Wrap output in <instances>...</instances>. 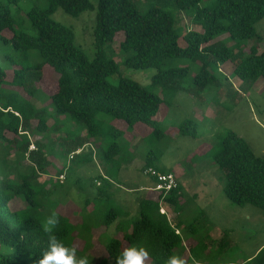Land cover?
I'll return each instance as SVG.
<instances>
[{
  "label": "rangeland",
  "instance_id": "1",
  "mask_svg": "<svg viewBox=\"0 0 264 264\" xmlns=\"http://www.w3.org/2000/svg\"><path fill=\"white\" fill-rule=\"evenodd\" d=\"M215 1L203 0L186 13L189 17L179 12L173 0H135L134 4L142 13L153 8L170 12L177 19V30L183 33L190 28L200 31L196 12ZM90 2L93 9L77 17L58 9L53 18L74 31L76 46L92 60L96 56L94 27L99 0ZM49 4L50 0L9 3L16 31L36 36L28 13L34 8L45 10ZM255 27L261 40H248L244 46L258 45V51L263 52L264 18ZM123 39L124 34L119 33L103 47L106 56L120 65L119 73L107 80L117 85L120 77L127 78L156 93L163 100L156 119L164 134H154L151 127L141 124L131 129L122 121H112L99 113L97 120L103 123L98 136L91 137L84 125L71 115L55 112L50 96L58 87L59 75L51 68L45 67L40 82L32 85V99L27 93L30 86L22 90L20 80L14 83L9 72L6 80L9 82L0 83V92L13 99L18 97L19 103L13 101L14 108L26 113L32 111L33 117L27 132L17 135L7 132L0 140L3 190L15 194L5 187L9 182L17 187L21 171L30 174L33 168L40 175L41 185H33L39 192L36 198L42 203L38 215L42 223L52 212L72 215L70 222L79 225L78 233L74 231L75 237L79 235L74 243L77 256L88 255L94 264H109L111 258L103 254L105 246L112 239L130 233L133 224L141 218L139 205L150 191L140 187H152L151 179L144 174V167L149 163L151 167L174 172L182 184L184 249L180 253L183 257H195L201 264H245L264 248V216L260 208L250 204L239 206L227 198L221 179L223 173L216 166L214 156L221 148L223 137L232 131L248 143L256 156L264 158V80L242 81L229 70L231 63H228L220 65L214 85L200 88L194 83L200 63L169 59L162 68L189 67L188 76L181 81L183 89L172 92L166 86L154 88L152 82L157 68L127 66L126 56L120 51ZM227 39L228 34H220L214 41ZM179 44L184 47L183 37ZM39 61L37 51L26 55L15 50L11 42L0 41V66L4 69L13 71V67L18 69ZM188 121L196 137L180 133L181 126ZM115 143L119 153L108 158L106 155ZM61 174L65 176L63 182L58 180ZM13 198V210L22 211L31 206L23 193ZM161 207L166 210L168 221L175 224L177 214L164 204ZM113 213L117 215L116 220L111 216ZM149 213L157 219L156 212ZM67 215L64 216L69 218ZM188 227H194L195 233H189ZM204 244L207 250L203 249ZM14 252L13 247L0 244V254ZM19 264L33 263L28 258Z\"/></svg>",
  "mask_w": 264,
  "mask_h": 264
},
{
  "label": "trees",
  "instance_id": "2",
  "mask_svg": "<svg viewBox=\"0 0 264 264\" xmlns=\"http://www.w3.org/2000/svg\"><path fill=\"white\" fill-rule=\"evenodd\" d=\"M17 1L7 0V3ZM134 1L99 0L94 27L96 56L89 60L76 46L74 31L54 20L53 15L62 9L77 17L93 9L90 0H50L47 9H32L28 19L37 32L36 36L16 31L15 18L8 4L0 0V41L11 42L15 50L26 55L37 51L41 58V61L22 68L13 67V71L0 66V83L9 82L6 80L11 72V80L14 83L20 80L22 90L26 91L25 86H30L27 93L32 99V85L40 82L45 67L51 68L59 75L58 87L50 96L55 112L71 115L84 125L89 136L96 137L103 123L97 120L99 113L109 116L112 121H122L131 129L141 124L151 127L154 134H164L156 119L163 100L156 93L127 78L120 77L117 85L107 80V77L119 73L120 65L106 56L103 47L113 42L119 33L124 34L120 51L126 56L124 63L127 66L134 69L157 68L152 82L154 88L166 86L172 92L183 89L181 81L188 76L189 67L162 68L169 59H188L200 63L201 68L194 77V83L200 88L214 85L220 65L228 63H231L229 70L242 81L264 80V51L259 52L258 45L250 48L244 46L248 40H261L255 26L264 18V0H216L210 7L197 10L195 19L200 31L190 28L183 33L177 30V19L170 12L153 8L142 13ZM173 1L179 12L189 17L186 13L197 8L203 0ZM220 34H228V39L214 41ZM182 37L184 47L179 44ZM230 42L232 46L228 45ZM13 101L19 103L18 97L13 99L0 92V140L7 132L14 135L27 132L25 130L33 117L32 111L26 113L14 108ZM191 124L190 121L183 124L180 133L196 137V133L190 130ZM30 146L31 143L27 148ZM118 149V144H113L106 156L117 155ZM214 162L223 173L221 179L227 198L239 206L250 204L260 208L264 216V158L256 156L243 138L230 131L223 137ZM155 169L175 175L169 170ZM21 172V184L18 182L14 187L9 182L5 187L14 190L15 194L5 193L0 183V244L15 249L11 254H0V264H19L28 258L36 264L47 248V237L41 230L42 221L38 216L42 203L36 198L39 192L33 185H41L38 181L40 175L33 168L30 174H23L25 170ZM20 193L25 195L31 206L16 211L11 208V202ZM151 193L140 202L141 218L133 224L132 231L120 239H112L105 246L104 256L112 258L118 250L142 243L152 254L148 264H159L157 257L171 253L191 264L192 258L187 259L180 253L184 249L181 230L184 210L182 184L178 182L177 189L165 197L160 193L155 196ZM161 204L177 214L175 224L160 213ZM149 211L156 212L157 219L151 217ZM57 215L60 220L56 230L58 238L67 246L74 247L75 239L79 237H75L74 231L79 225L70 222L72 215ZM111 216L117 219L116 214ZM193 228L188 227L187 231L195 233ZM202 247L207 250L206 244ZM245 264H264V248Z\"/></svg>",
  "mask_w": 264,
  "mask_h": 264
},
{
  "label": "clouds",
  "instance_id": "3",
  "mask_svg": "<svg viewBox=\"0 0 264 264\" xmlns=\"http://www.w3.org/2000/svg\"><path fill=\"white\" fill-rule=\"evenodd\" d=\"M150 179L154 180V188L156 180ZM153 188L151 189L152 191H154ZM59 223V216L57 213L52 212L41 224V230L47 237V248L43 251L42 257L36 261V264H92L93 259H90L88 255L77 256V249L75 247L67 246L62 239L58 238L56 230ZM151 259L152 254L142 243H134L123 248V250H118L116 255L109 261V264H113V261L114 264H148ZM157 260L159 264H188L186 259L175 253L157 257ZM191 264H200V261L193 257Z\"/></svg>",
  "mask_w": 264,
  "mask_h": 264
},
{
  "label": "built area",
  "instance_id": "4",
  "mask_svg": "<svg viewBox=\"0 0 264 264\" xmlns=\"http://www.w3.org/2000/svg\"><path fill=\"white\" fill-rule=\"evenodd\" d=\"M144 174L150 178H153L156 180V184L153 188L154 191L160 193L163 195V197L169 195L171 191L177 189L178 187V181L174 174L172 173H161L154 169L153 167H148L144 170ZM58 180L60 182H63L65 180L64 175H60L58 177ZM162 214H167L165 209L160 210ZM179 234V231H177Z\"/></svg>",
  "mask_w": 264,
  "mask_h": 264
},
{
  "label": "crops",
  "instance_id": "5",
  "mask_svg": "<svg viewBox=\"0 0 264 264\" xmlns=\"http://www.w3.org/2000/svg\"><path fill=\"white\" fill-rule=\"evenodd\" d=\"M169 171H170V170H169ZM170 172H172V171H170ZM177 178H178V177H177ZM151 181H152V180H151ZM178 181H179V180H178ZM179 183H180V181H179ZM153 185H154V184H153V181H152V187H150V188H149V187L144 188V187L141 186L140 189H147L148 191H151V192H152L151 195H154V196H155V195L157 194V192L151 190V189L153 188Z\"/></svg>",
  "mask_w": 264,
  "mask_h": 264
}]
</instances>
